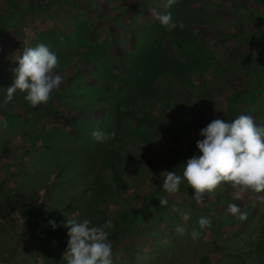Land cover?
Instances as JSON below:
<instances>
[{
	"label": "rangeland",
	"instance_id": "obj_1",
	"mask_svg": "<svg viewBox=\"0 0 264 264\" xmlns=\"http://www.w3.org/2000/svg\"><path fill=\"white\" fill-rule=\"evenodd\" d=\"M165 2L0 0V202H22L0 218V264H67L35 232V205L91 226L111 220L108 235L117 222L129 234L113 264H264V193L237 197L225 182L197 203L186 180L169 194L161 176H182L202 155L200 131L214 119L264 125V0H176L172 30L152 15ZM40 43L57 54L62 84L47 104L18 91L5 105L16 59ZM96 129L115 138L97 142Z\"/></svg>",
	"mask_w": 264,
	"mask_h": 264
},
{
	"label": "clouds",
	"instance_id": "obj_2",
	"mask_svg": "<svg viewBox=\"0 0 264 264\" xmlns=\"http://www.w3.org/2000/svg\"><path fill=\"white\" fill-rule=\"evenodd\" d=\"M176 0H166L164 11L152 10V15L162 26L172 30L177 27L168 9ZM183 27L181 23L179 25ZM18 67L11 69L14 73L12 85L6 88L5 105L11 102L19 91L32 107L47 104L54 91L62 84V76L55 70L59 67V58L44 43L35 47H26L16 59ZM114 131L106 133L96 129L92 138L97 142L107 144L115 138ZM202 140L197 141V148L202 153L193 156L184 166L183 174L175 171L162 172L163 189L169 194L180 191V185L186 180L195 190L193 197L197 203H202L205 193H214L225 182L240 193L251 190L264 193V125H257L253 116L239 115L229 121L214 119L206 128L200 131ZM264 203V196L260 197ZM161 207L167 206V200L159 198ZM233 215L239 214L241 220L246 219V213H241L237 204L228 205ZM184 220H189L188 213H183ZM49 224L55 230L54 220ZM200 229L211 226V221L201 216L198 218ZM64 227L68 229L67 250L64 258L67 264H113L112 244L106 229L112 227L111 220L103 226H91L88 219L77 221L67 218ZM183 233L185 229L177 228ZM192 239L200 238V231L193 229Z\"/></svg>",
	"mask_w": 264,
	"mask_h": 264
},
{
	"label": "trees",
	"instance_id": "obj_3",
	"mask_svg": "<svg viewBox=\"0 0 264 264\" xmlns=\"http://www.w3.org/2000/svg\"><path fill=\"white\" fill-rule=\"evenodd\" d=\"M263 50H264V41H263ZM263 57L261 56L259 62H261ZM260 75H264V69H261ZM253 97V96H252ZM254 98V97H253ZM114 168V166H113ZM22 204L21 201H16L15 197L4 199L3 202H0V218L4 221L12 220L13 213L15 209ZM8 207V208H7ZM141 211L138 210L137 213ZM136 215L133 216V218ZM29 219L31 224L35 228V232L40 234L42 238L49 245L53 247H57L63 252L67 250V242H68V229L64 227L66 223V217L58 213L55 209L44 208L39 205H35L33 211L29 213ZM54 220L57 223V228L53 230L49 221ZM132 222V221H131ZM129 234L128 231H125L120 228V226L116 225L114 227L113 232L108 235L109 240L112 244V247L116 245L117 242L123 237V235ZM197 264H212L209 256H203Z\"/></svg>",
	"mask_w": 264,
	"mask_h": 264
}]
</instances>
